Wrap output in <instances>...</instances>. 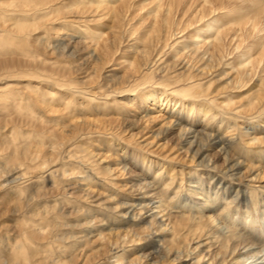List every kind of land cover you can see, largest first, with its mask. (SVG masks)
<instances>
[{
	"label": "bare ground",
	"instance_id": "6f19581e",
	"mask_svg": "<svg viewBox=\"0 0 264 264\" xmlns=\"http://www.w3.org/2000/svg\"><path fill=\"white\" fill-rule=\"evenodd\" d=\"M145 1L148 8L142 16L150 22L140 32L141 40L157 39V43H162L153 45L158 48L153 54L147 46L135 44L139 58L150 56L139 67L136 59L124 63L128 69L136 68L135 72L118 76L115 69L109 70L102 77L105 81L94 91L90 83L96 74L74 80L68 72L39 70L37 64L44 62L37 57L32 61L35 65L29 68L33 71V82L39 81L28 86L34 95L22 94L15 89L18 84L0 87V189L7 191L0 199V231L5 232L0 235V264H151V261L159 264L167 258L176 262L193 260L190 264H226L231 259L234 260L230 264H264L263 240L257 234L259 228L253 226L256 218L249 211V198L264 196V180L260 181L264 163H256L255 167L247 164L241 159L246 155L240 151L241 144H264V129H256L255 125L251 127L253 131L240 127L241 136L224 134L223 125L228 119L234 121L230 130L237 128L241 110L199 105L201 101H208L209 85L205 86L203 80L212 75L213 62L218 60L220 65L221 60L236 55L238 65L230 67L233 74L229 83L249 86L261 77L259 93L244 112L264 114V67L260 66L264 61V20H260L264 16V0H11V10L0 8V56L18 43L20 48L27 47L32 32L45 25L57 11L58 3H62L68 7L59 19L62 27H48L46 32L63 30L50 41L54 43H48L49 48L72 54L88 42L89 56L99 58L98 54L108 49L110 40L116 37L117 25L110 32L85 25L107 17L120 23L129 19L139 3ZM220 13L228 15L223 19L219 18L223 17ZM232 13H235L232 18L225 19ZM244 18H247L246 24ZM195 28L198 32L189 41L191 45L183 42L177 51L204 65L198 71L203 80L181 77V70L192 67L182 61L176 74L157 85L176 95L172 97L177 100L167 93H154L144 97L154 106L144 107L135 98L130 102L139 104L137 112H144L139 119L144 120L154 116L148 113L150 110L157 111L160 105L164 106L162 110L167 108V115L161 112L166 115L161 125L152 130L153 139H141L140 145L154 147L174 132L183 157L198 162L202 171L194 169L184 173L181 169L180 182L174 190L179 176L175 175V168L173 173L164 175L168 170L165 157L141 156L126 146L118 149L123 150L120 167L102 166L105 160L98 153L72 139L78 135L75 139L83 140L86 135L83 132L99 121L85 114L82 103L75 102L77 97H85L90 103L102 91L114 88L113 84H118L114 92L136 91L153 80L156 69L170 66L160 67L158 63H162L167 49H173L182 42L178 39ZM257 47L261 48L255 56L253 51ZM2 59L0 79L12 76V72L2 71L8 65L7 57ZM107 62L110 60L104 59L103 66ZM40 84L47 87L42 88ZM45 101L62 107L61 117L69 120L65 128L70 136L48 128L38 115L36 105ZM120 103L127 104L121 100ZM90 107L91 113L104 110L99 106ZM200 115L204 117L201 121ZM12 123H17L16 127H10ZM108 145L114 147L113 143ZM211 147L217 148L214 155L221 157V164L218 157L214 159L210 154ZM92 159L94 164L89 162ZM259 160L264 161V156ZM245 164L247 167L242 172ZM131 167L139 169L125 193L101 195L97 187L113 178L116 170L127 171ZM256 167L261 170L256 171ZM251 181L260 183L253 186ZM55 191L61 193L55 195ZM252 200L256 206V199ZM242 204L246 207L243 216L240 215ZM184 228L187 234L180 239L178 229ZM196 232L193 242L188 236ZM201 236L205 237L199 240ZM87 244L93 246L89 252Z\"/></svg>",
	"mask_w": 264,
	"mask_h": 264
},
{
	"label": "rangeland",
	"instance_id": "374dc122",
	"mask_svg": "<svg viewBox=\"0 0 264 264\" xmlns=\"http://www.w3.org/2000/svg\"><path fill=\"white\" fill-rule=\"evenodd\" d=\"M10 1L11 0H0V8H6L8 10H11L13 6L11 4L12 2ZM147 2L148 1H145V3L140 2L139 3L140 5L136 10H134V12L129 17V19L127 20L125 19L120 23L113 22L112 17H107L106 19L93 21V23H89L85 25V26H89L90 29H100L104 32H110V30L113 29V25H117V30H116L117 38L113 37L110 40V47L106 50L101 51L100 54H98L99 58L89 56L90 50L86 48V44H88V42H86V44H82V46L77 48L72 54H68L65 51L64 52L56 51L53 48L51 49L49 48L48 43H54L50 41L52 40L54 41V38H56L57 34L60 33L61 30L63 29L59 30L57 33H51V31L47 33L46 32L47 28L62 27L59 23V19H61L60 17L68 8L67 6L63 7L62 3H58L57 11L51 14V18L46 21V24L45 25L41 24L40 27H38L35 31H33L34 33L32 32L31 36L28 39V45H27L28 48L27 47L20 48L18 43L17 45H14L13 48L9 50L6 55L0 56L1 61L4 62V60L2 59L3 57L5 58L7 57V61H8V65L2 67L5 68L2 69V71L12 72V76L2 77V79H0V87L7 88L12 85L18 84L19 87L15 89H19V91H22V94L27 93L34 95V92L33 91L31 92L28 87L29 84L33 82L32 79L33 77H31L33 71L30 70L29 68L31 67V65H35V63H32V61L37 57L41 58V60L44 62L37 64L39 70H47L50 72L51 71L68 72L71 78H73L74 80H76L78 77H83L87 74L89 75L96 74V76L91 79V83H90V88L94 91H97V87H99L105 81V79L102 80V77H104V75H107V73H110L109 70L115 69L118 72V76H124L129 71L135 72L136 68L131 69L133 67H129L128 69L124 63L135 61L136 59L137 61L136 67H139L141 64H143L145 61L148 60L147 58L150 57L148 55V57L139 58L135 51V44L137 46H143V45L147 46V48L152 51L151 52L152 54L155 53L156 50L158 49L157 46H153L157 43V39L151 42L147 40L143 42L141 40L143 36L140 34V32L145 30L143 29V27L148 25L147 21L150 22V20H147L148 18L146 16L145 17L142 16L143 15L142 12H144L148 8ZM234 14L235 13L229 14L230 17H225V19L232 18ZM219 15L223 16L219 18L224 19V15L227 16L228 14L220 13ZM247 18H244L245 24L247 22ZM260 20L263 22L264 16L260 17ZM261 21H260V25H261ZM85 26H83L82 28H84ZM136 28L138 30L134 33L133 30ZM197 32H198V28L188 31L186 35L178 39L182 42L176 44L174 48L171 50L167 49V53L165 52V56L162 57L163 58L162 63H158V64L160 65V67L165 64L166 65L168 64L170 66L169 67L165 66L166 68L164 67L162 69H156V71H154L155 73L153 74L154 76L153 80L142 85L136 91L128 92V93L114 92L113 89L116 88L118 84L116 85L113 84L114 88H110L107 92L102 91V94H99L97 98L93 99L90 103L88 102L89 100L83 99L85 97H80V98L77 97L75 102L82 103V105L84 106L83 109L86 108L85 114L87 116L91 115L92 117L98 118L97 120L99 121H95V124L94 126H92V129L89 127L91 131L86 129L83 132L86 133L83 140L75 139V137H77L78 135H75V137L72 139L77 140V142L82 144L84 147L88 149H93L96 153H98L99 158L105 160V162L101 163L102 166L111 165L113 168L120 167L118 166L119 165L118 163L123 155V150H118V149H121V147H125V146L129 150L134 151L140 154L141 156L143 155L150 156L149 154H153L156 157H165L166 160L164 161L168 166V170L166 171V173L164 172V175L166 174L169 175L171 172L173 173V168H175V175L179 176V179H177L176 177L175 185L173 186L174 190L179 185L180 177H181L180 174L181 169H184V173L185 172L187 173V171H194V169L197 170L198 172H201L203 167L201 166L199 167L198 162L195 163L190 161V159L183 157L184 153H181V150L179 151L181 145L177 144L178 138L176 137L174 132L162 138L154 147L151 148L143 147L142 145H140V143H138L141 139H146V138L153 139L152 130L158 127L159 125H161V123L163 122V120L167 115V112L165 111L167 108H164L162 110L160 108H162L163 105L162 106L160 105V108L157 111L150 110L148 113L154 116L152 118L144 120V119H139L144 112L143 110H140L141 113L137 112L139 111L140 108H138L137 110V106L139 104L136 103V102H139L140 104L143 103L144 107H147V105L154 106V104H151L150 102L147 103V101L145 100L146 98H144L147 96H151V94L154 93H158L161 95L163 93L164 94L167 93L169 97L176 96L168 92L169 90H165V89L163 90L161 87H157V85H159L158 84L159 82L166 80L167 78L176 74L180 70L179 67L182 65L181 63L182 61L183 63L187 61L188 63H190L192 67L186 70L184 69L181 70L182 71V73H180L181 77L183 78L193 77L194 79H197V81L203 80V78L200 77L198 71L204 65H199L200 63H195L194 58L186 57V55H182L183 52L179 53V51H177V49H179V46L183 42H186L187 45H191L190 44L191 42L189 41H191L193 35L196 34ZM161 43L162 42L159 41L157 44L160 45ZM260 48L257 47L253 51L255 56H257V54L259 53ZM104 59L105 61L110 60V62L105 63V65L103 66ZM221 61L222 64L220 65L217 64L218 60L213 62L214 67L210 72L212 73V75L205 77V79L203 80L205 82L204 83L205 86L209 85V89H208L209 91L207 92L208 101H204V102L201 101V104L199 103V105L208 106V107L211 106L213 108L215 107L218 109L222 107L223 109H227V110H232L236 108L241 110L239 114L241 115V117L237 120V128L235 127L233 131L230 130L232 128L231 126L233 125L234 121L228 119L226 120L227 122L223 125L222 130L224 134L228 133V134L236 135L239 133V135L241 136V133L239 132L240 127L243 128L245 127L246 129L253 131V128L251 127L255 125H256L255 126L256 129H260V128L264 129L263 128L264 114L261 116H257V115H251V112L250 113L244 112V110L248 109L251 100L254 97H256L257 92L259 93L260 86H258V84L261 81L259 80L261 77L256 78L254 81H252V83L249 86L245 85L240 87V84H234L232 82L229 83L233 74L230 67L234 65H238V58L236 57V55H234V58L232 57L230 59L221 60ZM26 64L28 65L23 66ZM260 66L264 67V61H262ZM21 70L24 71L21 73ZM25 74H30V75H25ZM223 76L225 77L223 78ZM38 82L39 81H34L33 83H38ZM204 84L202 85V87H204ZM40 85L42 86V88L47 87V85L45 84H40ZM257 89L258 91H255ZM104 93H109V94L104 95ZM57 98H59V96ZM133 98H135L136 102L131 103L130 100H133ZM209 98H212V100L214 101L209 102L211 100ZM172 99L177 100V98L175 97H172ZM120 100L125 101L127 104L125 105L121 104ZM128 101L130 102V104ZM186 102L189 104V100H187ZM173 103L174 102H172L171 105L172 107H170L171 109H173L174 107ZM90 106L92 107L95 106V109L97 108V106H99L104 108V110L100 112L93 111L94 113H91L92 111H90L91 110ZM61 108L57 106V104H50L49 101L39 102L36 105V111L40 112L38 115H41L43 117V120L45 121L44 123H47L48 128L55 129L56 132L58 133H60L59 131H61L62 132L61 134L70 136L71 134L68 131V128H65V125H68L69 120L65 119L64 117H61V115H63V112L60 110ZM83 109L82 111H84ZM161 112H163L166 115H162L163 113L161 114ZM244 115L246 116L244 117ZM203 118H204L203 115H200L199 120L201 121ZM218 119L220 120V118ZM218 119L215 121L216 125L217 122L219 121ZM146 124H148V126ZM16 125L17 123L16 124L12 123L10 124V127L11 126L16 127ZM229 130L231 131V133H229ZM256 135L260 136L259 134ZM157 141L158 139L155 138L154 142ZM244 141L249 142L250 140L246 139ZM110 143H113L114 147L109 148L108 144ZM160 143L165 144V146H158V144ZM60 148L62 150V146ZM213 148L214 147H211L210 154H213L214 159L218 157V163L221 164L222 163L221 157L214 155L215 152L217 151V148L214 149ZM254 150H258V151L255 152ZM240 151L243 155H246V157L241 156V159L245 160L247 164H251L252 166L255 167L256 163L259 162L264 163V161L259 160V157L264 156V144H262L261 146L245 145V144L243 146V144H241ZM247 152H248V156L246 154ZM156 157L155 159H157ZM93 161L94 160L92 159L89 162L91 164H94ZM246 167H247L246 164L243 165V167H241L242 169L241 171L244 172ZM138 169L139 168L131 167L127 171L116 170V173L113 178L109 177L107 183L103 184V186L97 187L98 189H100V192L102 193L101 195L102 196L104 195V197H106L110 193L113 194L118 193L117 191H119V193H125V191H127L131 183L134 182L133 176ZM158 169L159 167L153 169L151 174L153 175L154 172ZM255 169L256 171L261 170L258 167H256ZM247 172L248 171L245 172L246 173L245 177H247V175L249 174ZM187 178L188 176L186 177V179ZM262 180H264V173L260 175V181ZM250 183L253 186H256L260 182L251 181ZM111 185H114V187H112ZM262 191L264 193V190ZM60 193H61L60 191L59 192L55 191V195H59ZM6 195H7V191L0 189V199L1 197ZM253 198L256 199L257 201L256 206L253 204V200L251 201V199ZM253 198H249L250 199L249 211L256 218V223H254L253 226L259 228V232H257V234L260 235L259 236L260 241L263 240L261 241L263 243L261 244L260 242V244L262 245V247H264V222H263L264 196L262 197L258 195H253ZM221 205H223V203ZM230 209L232 212L234 206H232ZM244 211H246V207L244 206V204H242V206L240 207V215L243 216ZM6 220L7 219H3L4 222ZM225 222L227 223V221ZM261 227L263 228V230ZM64 231H69V230H64ZM178 231H179V235H181L180 239H182L183 236L187 234L186 228L178 229ZM3 233H5L4 229L0 231V235H2ZM94 234L92 237H94ZM197 235L198 232H196V234L194 235L189 234L188 238L192 239L191 241H193V238H195L194 239L195 241ZM168 237L170 238L171 235H169ZM204 237L201 236L199 240H201ZM183 240H185V238ZM46 245L47 244L44 243L43 248H46ZM92 248L93 246L87 244L86 251L89 252ZM237 256L238 255H236V257ZM183 260H185V258ZM233 260L234 259L227 261L226 264H230L231 262H233ZM187 261L188 264H190L191 261L193 260L187 259L186 261L176 262V261H171V259L167 258L164 259V261H161L159 264H184ZM150 263L152 264L153 262L151 261Z\"/></svg>",
	"mask_w": 264,
	"mask_h": 264
}]
</instances>
